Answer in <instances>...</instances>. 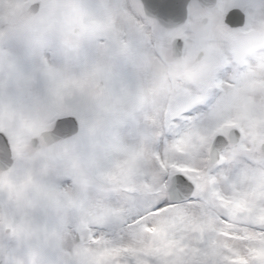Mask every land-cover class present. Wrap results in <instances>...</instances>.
Wrapping results in <instances>:
<instances>
[{"label": "snow or ice", "instance_id": "6c2138e0", "mask_svg": "<svg viewBox=\"0 0 264 264\" xmlns=\"http://www.w3.org/2000/svg\"><path fill=\"white\" fill-rule=\"evenodd\" d=\"M0 264H264V0H0Z\"/></svg>", "mask_w": 264, "mask_h": 264}, {"label": "rangeland", "instance_id": "374dc122", "mask_svg": "<svg viewBox=\"0 0 264 264\" xmlns=\"http://www.w3.org/2000/svg\"><path fill=\"white\" fill-rule=\"evenodd\" d=\"M13 11H14V9H10V8L7 6V4H5L4 9H3V14H4L5 16L10 15Z\"/></svg>", "mask_w": 264, "mask_h": 264}, {"label": "water", "instance_id": "95a60500", "mask_svg": "<svg viewBox=\"0 0 264 264\" xmlns=\"http://www.w3.org/2000/svg\"><path fill=\"white\" fill-rule=\"evenodd\" d=\"M178 22H182V20H179Z\"/></svg>", "mask_w": 264, "mask_h": 264}]
</instances>
